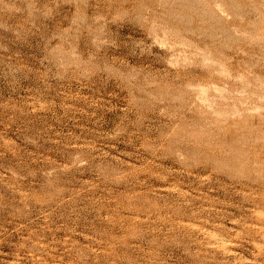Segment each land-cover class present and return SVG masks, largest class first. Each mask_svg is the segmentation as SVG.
Returning a JSON list of instances; mask_svg holds the SVG:
<instances>
[{"label":"rangeland","instance_id":"1","mask_svg":"<svg viewBox=\"0 0 264 264\" xmlns=\"http://www.w3.org/2000/svg\"><path fill=\"white\" fill-rule=\"evenodd\" d=\"M0 264H264V0H0Z\"/></svg>","mask_w":264,"mask_h":264},{"label":"bare ground","instance_id":"2","mask_svg":"<svg viewBox=\"0 0 264 264\" xmlns=\"http://www.w3.org/2000/svg\"><path fill=\"white\" fill-rule=\"evenodd\" d=\"M188 1H189V0H188ZM204 1H205V0H204ZM201 2H202V0H201ZM196 3H197V2H196ZM212 3H213V2H212ZM215 3H216V2H215ZM206 4H207V3H206ZM202 5H203V4H202ZM235 6H236V5H235ZM216 7H217V6H216ZM253 7H254V6H253ZM255 8H257V10H258V7H255ZM255 8H253V9H255ZM197 9H200V8H197ZM240 9H241V8H240ZM240 9H239L240 14H241V13H247L248 11H250V10L248 9V11L246 10L247 12H241ZM217 10H218V8H217ZM243 10L245 11V9H242V11H243ZM255 10H256V9H255ZM255 10H254V11H255ZM203 11H204V10H203ZM255 12H256V11H255ZM255 12H254V13H255ZM259 12H260V11H259ZM259 12H258V13H259ZM205 13H206V12H205ZM208 13H209V12H208ZM211 13H212V12H211ZM250 13H252V12H250ZM236 14H237V13H236ZM260 14H261V13H260ZM203 17H204V16H203ZM220 17H221V16H220ZM255 17H256V13H255ZM255 17H254V18H255ZM202 19H203V18H202ZM257 19H258V18H257ZM202 21H203V20H202ZM256 21H257V20H256ZM262 21H263V20H262ZM251 23H252V21H251ZM255 23H256V22H255ZM209 24H210V23H209ZM207 26H208V25H207Z\"/></svg>","mask_w":264,"mask_h":264}]
</instances>
